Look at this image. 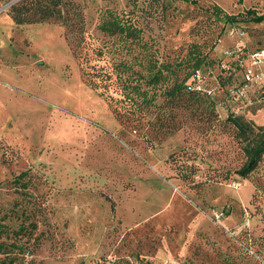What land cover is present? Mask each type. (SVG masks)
I'll return each instance as SVG.
<instances>
[{
	"label": "rangeland",
	"instance_id": "obj_1",
	"mask_svg": "<svg viewBox=\"0 0 264 264\" xmlns=\"http://www.w3.org/2000/svg\"><path fill=\"white\" fill-rule=\"evenodd\" d=\"M74 1L94 37L105 8L140 13L144 35L177 80L188 70L191 44H201L213 65L200 69L199 84L211 90L215 106L159 96L143 126L120 122L85 83L65 27L15 25L0 1V220L6 223L0 239L20 242L26 264H111L138 250L126 245V230L142 238L153 224L161 245L152 264L264 261V155L247 178L235 173L243 143L224 122L225 90L217 83L236 59L225 49L264 47V19L225 22L211 10L218 4L229 13L264 14V0ZM249 99L240 108H251L246 117L264 125V106L252 108ZM181 149V158L199 168L193 183L169 162ZM214 209L224 210L219 221ZM33 219L34 229L27 225ZM20 222L27 226L22 233ZM8 247L15 255L17 248ZM246 248L258 250L255 260Z\"/></svg>",
	"mask_w": 264,
	"mask_h": 264
},
{
	"label": "trees",
	"instance_id": "obj_2",
	"mask_svg": "<svg viewBox=\"0 0 264 264\" xmlns=\"http://www.w3.org/2000/svg\"><path fill=\"white\" fill-rule=\"evenodd\" d=\"M0 1L9 2L6 14L15 25L59 22L65 27L70 49L80 60V71L85 83L104 97L120 122L140 128L148 121L150 109L158 105L156 101L159 96L166 101H183L187 97H194L203 100L211 109L215 106L211 90L202 86L199 90L188 88L196 70L200 71L205 64L213 65L212 60L206 59L202 45L191 44L187 51L188 70L177 80L173 77L176 73L172 65L159 61L156 56L154 40L144 35L143 18L140 13L105 8L95 24L100 36L94 37L86 31L82 9L74 0ZM211 10L225 22L264 19V14H255L250 8L242 12L229 13L218 4H212ZM240 49L236 50L238 57L232 60V66L225 74L221 73L218 76L217 83L225 90L227 114L224 122L231 126L234 138L243 143L241 149L244 159L235 173L247 178L264 155V125H256L247 118L245 108H240L242 98L240 99L234 91L229 93L230 87L236 90L242 83L241 76L237 75L241 74L238 62L245 58L246 53L240 52ZM256 98L255 91L251 93L249 90L245 91L243 99H249L255 105H263ZM180 151L171 152L169 162L183 182L193 183L199 168L193 158H181L185 150ZM253 195L254 191L251 196ZM27 225L32 229L36 228L34 219ZM5 227L6 223L0 220V237L6 233ZM26 228L24 222H20L18 233H22ZM155 231L154 225L151 224L149 232L141 238L134 237L131 231L126 230L125 235L131 237L126 245L133 244L138 250H129L125 255L115 256L111 264H152L150 257L161 245V238L156 236ZM8 245L17 248L15 255ZM246 249V252L248 249L252 251L248 252V255L253 259L258 256L256 252L258 250ZM24 250L25 248L15 238L12 242L0 239V264H15L18 259L19 264H26Z\"/></svg>",
	"mask_w": 264,
	"mask_h": 264
},
{
	"label": "built area",
	"instance_id": "obj_3",
	"mask_svg": "<svg viewBox=\"0 0 264 264\" xmlns=\"http://www.w3.org/2000/svg\"><path fill=\"white\" fill-rule=\"evenodd\" d=\"M240 47L236 46L235 48H227L224 50L226 55L236 54V50ZM240 52L241 49H240ZM246 56L242 60H239V66L241 68V80L242 83L238 89L233 90L232 87L229 88V93L233 91L238 95V97L244 100L245 91L252 90L255 91L256 100L261 102L264 105V47L256 48L250 52H245ZM200 71L196 70L192 77V82L188 88H194L199 90L200 86ZM249 103L251 101L249 100ZM224 214V210H212V215L214 220L219 221ZM248 252L252 253L250 249ZM259 264H264L263 260L259 261Z\"/></svg>",
	"mask_w": 264,
	"mask_h": 264
},
{
	"label": "crops",
	"instance_id": "obj_4",
	"mask_svg": "<svg viewBox=\"0 0 264 264\" xmlns=\"http://www.w3.org/2000/svg\"><path fill=\"white\" fill-rule=\"evenodd\" d=\"M259 106H264V105H255L253 106L252 108H256V107H259ZM251 110V108L247 109L246 112H249ZM228 212V211H227Z\"/></svg>",
	"mask_w": 264,
	"mask_h": 264
},
{
	"label": "water",
	"instance_id": "obj_5",
	"mask_svg": "<svg viewBox=\"0 0 264 264\" xmlns=\"http://www.w3.org/2000/svg\"><path fill=\"white\" fill-rule=\"evenodd\" d=\"M9 4V2L8 3H6V6Z\"/></svg>",
	"mask_w": 264,
	"mask_h": 264
}]
</instances>
